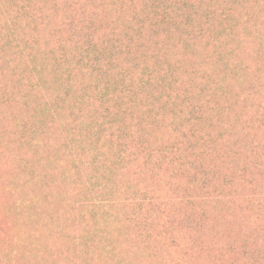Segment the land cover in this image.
Returning a JSON list of instances; mask_svg holds the SVG:
<instances>
[{"label": "rangeland", "instance_id": "1", "mask_svg": "<svg viewBox=\"0 0 264 264\" xmlns=\"http://www.w3.org/2000/svg\"><path fill=\"white\" fill-rule=\"evenodd\" d=\"M137 2L0 0V264H264V2L239 0L225 22L212 14L229 64L206 39L185 56L164 30L165 59L179 58L166 74L170 98L152 88L157 120L140 104L122 113L130 160L96 164L90 136L101 105L96 93L80 95L92 67L77 64L69 38L109 45ZM36 39L40 75L30 81L18 41L28 54ZM63 45L69 81L53 67ZM110 85L114 106L122 87ZM196 108L197 123H185ZM120 141L100 150L115 157Z\"/></svg>", "mask_w": 264, "mask_h": 264}, {"label": "trees", "instance_id": "2", "mask_svg": "<svg viewBox=\"0 0 264 264\" xmlns=\"http://www.w3.org/2000/svg\"><path fill=\"white\" fill-rule=\"evenodd\" d=\"M23 1L27 2V0ZM217 1L218 5L215 4L214 0H138L132 7V13L121 29L122 31L120 30V32L116 33L115 31L118 28L114 31L113 27V37L111 39L109 38V45L102 42L101 46H98V42L93 41L91 37H88L85 41L76 38L71 39L72 37L69 38L70 43H67L76 52L77 64L79 66L82 65L80 66L81 68L85 66L92 67V72H89V76L93 78V81L81 86L82 88L79 90L80 95L85 96L89 91L92 92L89 93L90 95L96 93L97 97L99 96L97 101L99 102V106L101 105L100 113L103 116L102 123L98 120L95 121V124L92 123L94 131L90 136V142L97 147L95 146L92 151L90 162L95 161L97 164V162L105 163L111 160L112 162L120 163L119 159L130 160L131 156L127 153L126 148L127 142L131 141V139L123 138L127 136H124V122L120 116L122 113L130 111L140 104L143 106L142 109L145 113H149L153 120L159 118L161 100L158 99L154 102L152 88L162 97L170 98L165 87V84H167L166 74L169 69L176 67L179 61V58L176 59L174 61L176 65L174 63L172 65L165 59L172 51L169 52V49L165 50L164 48L166 46H163V40L159 39V35L164 30H166L167 35L164 36L166 40L173 38L174 50L180 48L184 52L188 47H193L194 42L198 38L202 41L206 39L204 43L205 47H208L211 43L222 46H217L214 50L209 49L211 53H216L222 62L229 64L233 61L231 58L233 56L232 52L228 54L230 58H224L221 56V53L218 54L217 51L222 48L226 49L225 47L228 45V41H221L220 35L211 34L209 26L211 24L212 14L215 13L219 15L222 21L225 22L228 20L239 0ZM263 2L264 0H253V3L258 6L263 4ZM199 14L206 16L204 18L205 27L198 26L197 24ZM32 30L34 32L36 31L35 25ZM228 31L233 32L235 30H233L232 26ZM224 35L226 37L222 36V39L226 40L231 36V33ZM15 41L14 34H11L6 40V43L13 45ZM35 41L38 43L36 39L26 44L31 46V51L28 52L29 55L22 52V44L18 41V56L22 57L26 55L28 57V63L32 62V66L28 70L30 81H32L31 78L34 75H40L38 67L40 62L38 61L36 50L38 47L34 44ZM34 46L36 48L33 50ZM190 51L192 50L185 51V56ZM67 53V46L63 45L59 51L58 62L53 67L61 74L60 77L64 79L66 77L69 81L73 75L71 76L72 70L68 67ZM103 53L105 54L103 55ZM118 53L124 56L126 64L119 66L115 63V56ZM177 55L182 56L179 53ZM146 62L153 63V65L147 66ZM28 83L30 82L28 81ZM111 83L122 88L121 90H117V95L114 96L117 99L112 104L114 106L109 105V107L108 103L111 101L110 98H112L111 96L113 94V91L109 92L112 88ZM218 87L219 91H222L223 87L221 86V82L218 84ZM63 89L60 88L61 91ZM198 95L202 96L207 104L210 102L208 96H211V94L203 95L200 92ZM146 97H153L152 102L147 101V103H143L142 101ZM184 99L185 101L189 100L187 98ZM198 110L199 108L192 109L188 114L189 117L187 116L184 122L187 124L191 122L197 123L198 116L200 115ZM72 115L74 116L73 120L76 124L77 136L81 137L83 136V126L80 124L83 123L84 116L82 112ZM82 116L83 118L78 120ZM115 140H121L119 142L120 152L115 154V157L114 155L107 154V151L100 150L103 147L100 146L101 142H107L112 145ZM163 153L166 156L172 154V152H169L167 155L165 149H163ZM99 173H104V171Z\"/></svg>", "mask_w": 264, "mask_h": 264}]
</instances>
